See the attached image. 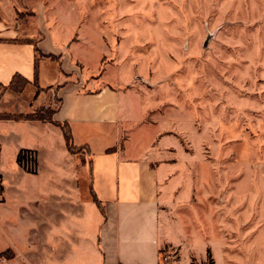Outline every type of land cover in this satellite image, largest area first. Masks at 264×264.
I'll list each match as a JSON object with an SVG mask.
<instances>
[{"label": "rangeland", "instance_id": "1", "mask_svg": "<svg viewBox=\"0 0 264 264\" xmlns=\"http://www.w3.org/2000/svg\"><path fill=\"white\" fill-rule=\"evenodd\" d=\"M25 3L37 12L44 5L57 45L79 41L72 57L83 62L76 65L85 72L84 81L101 84L105 77L138 90L148 105L146 121L166 135L177 170L174 197L166 205L174 244L162 246L163 259L174 264H264V0ZM32 10L17 9L16 16L24 20ZM17 84L21 89L0 86V100L9 90L20 96L13 107L27 110L30 83L18 79ZM58 105L54 97L43 110H35L46 115ZM24 130L19 125L16 136L4 138L0 174L8 183L33 185L36 170L20 162L26 170L21 171L13 150L46 137L38 128L33 136ZM49 142L61 148V131L50 132ZM41 146L47 164L51 155ZM9 195L17 222L25 212L32 215L33 190L26 204L17 190ZM19 228L13 240L23 248L27 225ZM1 246L0 240V251Z\"/></svg>", "mask_w": 264, "mask_h": 264}, {"label": "crops", "instance_id": "2", "mask_svg": "<svg viewBox=\"0 0 264 264\" xmlns=\"http://www.w3.org/2000/svg\"><path fill=\"white\" fill-rule=\"evenodd\" d=\"M17 1L0 0V86L9 85L19 73L32 82V96L26 99L29 110L20 111L12 104L20 96L7 90L0 100V113H31L57 97L54 121L68 124L74 143L85 149L70 152L61 127L53 122L0 116L1 154L4 138L16 136L19 125L26 128L24 135L33 136V129L38 128L46 137L17 144L13 150L14 163L21 171L26 170L18 162L20 151L36 153L33 174L38 178L33 185L22 180L8 183L0 174V253H4L0 264H174L163 259L162 246L174 244L166 205L174 197L177 167L166 135L161 136L160 129L146 121L144 96L105 77L101 84L84 81L85 72L76 65L83 62L72 57L79 41L68 39L67 47L57 45L44 5L37 12L25 3L28 0H21L22 7ZM20 8H32V16L20 21L16 16ZM36 59L38 95L33 84ZM58 130L63 135L61 148L49 142L50 132ZM43 143L51 155L47 164ZM29 188L34 191L30 203L36 209L32 215H20L17 222L9 192L17 190L26 204ZM21 223L28 231L23 248L13 240Z\"/></svg>", "mask_w": 264, "mask_h": 264}, {"label": "trees", "instance_id": "3", "mask_svg": "<svg viewBox=\"0 0 264 264\" xmlns=\"http://www.w3.org/2000/svg\"><path fill=\"white\" fill-rule=\"evenodd\" d=\"M37 51H39V48H37ZM38 69H39V61H38V59H36V62H35L36 77H35V80H34V83H33L37 87L36 95H38V93L41 91V87H39L38 81H37ZM18 79L24 80L27 84L32 83L28 78H26L23 75L17 73V74H15L13 76L11 82L9 83V85H7V87H11V88L16 89V90L21 89V88L18 87V84H17V80ZM44 107L45 106L43 105V106L40 107V109L43 110ZM55 111H56V109H52L50 111V113H48L46 115L45 114H40L38 112V110H35V111L31 112V113H21L18 116H14L12 114L3 113L2 117L3 118H13V119H17V120L30 119V120H46V121L53 122V123H55V124H57L58 126L61 127V129L63 131V134H64V138H65L66 146H67L68 150L70 152H72V153L83 152L84 149H85V146H78V145H76L74 143L69 125L66 124V123H61V122L54 121L53 115H54ZM26 151H28V150L24 149V150L20 151V153L18 155V162L19 163L22 162V159L24 158ZM0 181H1V176H0ZM0 188H1V183H0ZM2 255H4V253H0V257Z\"/></svg>", "mask_w": 264, "mask_h": 264}, {"label": "built area", "instance_id": "4", "mask_svg": "<svg viewBox=\"0 0 264 264\" xmlns=\"http://www.w3.org/2000/svg\"><path fill=\"white\" fill-rule=\"evenodd\" d=\"M25 167L31 170H36L37 162H36V153L32 150H28L25 152V156L21 162Z\"/></svg>", "mask_w": 264, "mask_h": 264}]
</instances>
